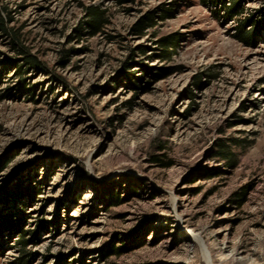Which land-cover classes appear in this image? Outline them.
Returning a JSON list of instances; mask_svg holds the SVG:
<instances>
[{
    "label": "rangeland",
    "instance_id": "obj_1",
    "mask_svg": "<svg viewBox=\"0 0 264 264\" xmlns=\"http://www.w3.org/2000/svg\"><path fill=\"white\" fill-rule=\"evenodd\" d=\"M229 1L233 20L205 0H0L47 68L21 90L0 67V209L22 228L0 232V264H264V0ZM84 6L107 22L69 38Z\"/></svg>",
    "mask_w": 264,
    "mask_h": 264
},
{
    "label": "trees",
    "instance_id": "obj_2",
    "mask_svg": "<svg viewBox=\"0 0 264 264\" xmlns=\"http://www.w3.org/2000/svg\"><path fill=\"white\" fill-rule=\"evenodd\" d=\"M122 1V0H120ZM205 2H210L214 5L219 4L221 7V10L223 12L224 19L233 20L236 19V17L241 13V9L239 8V5L236 3H230L229 0H205ZM83 17L77 22V25L73 28V33L69 35V38H79L80 36H83L85 34L94 36L98 32L101 31L104 24L107 22V18L104 11H99L95 6H84L83 7ZM150 13L146 14L144 17L140 18L135 24L131 26L130 33L135 35H142L143 29L146 26H152L151 22H148L150 20ZM14 18L12 16V11L8 9L6 5L0 4V34L5 37L8 41L9 49L11 53H13V56H4L0 61V67L1 68H7L9 66H14L16 69V75L19 77H22L26 75L28 72L32 71H39V72H46V66L45 63L34 53L31 52V50L26 46V44L23 41L22 33L20 28H16L13 25ZM245 31V22H241L240 28L238 30L237 35L235 37L246 44L251 43V37L246 35ZM249 33V32H248ZM157 43L160 44L162 47V52L158 54L160 57H165L166 59L169 58V56L174 52L173 50V39L171 38V35L165 36L161 38ZM136 49L143 53L146 49V47H143L142 45L136 46ZM170 49V50H169ZM70 50H62L61 56H60V62L63 63L67 60V56L69 54ZM133 53H130L127 58L122 61L121 63V72L127 75L126 68L129 66L131 59H132ZM145 73L148 74L152 79L157 76V74H152L146 67L144 69ZM162 71V70H161ZM54 78V77H53ZM128 80L130 84L134 87V89L139 88V84L141 82V78H135L133 81H130V78L128 77ZM62 84H65V82L61 79L60 80ZM136 81V82H135ZM26 80L24 77L20 78L18 82V89H26ZM7 90V89H6ZM5 90V93L0 92V99L3 97L9 96V91ZM218 149L216 151V154L219 155L224 160H232L233 153L229 151V149L226 147L225 143L219 142L217 143ZM153 161L159 162L163 167H167L171 165L170 160H163L161 157L154 155ZM1 170V167H0ZM25 191L26 193H29L28 195L31 197L33 195V192H29V189L26 190H20L18 189H12L8 190L7 192L3 193L1 196L2 203L9 204V201H17L19 199V193ZM132 193H136L133 190H131ZM102 199L111 201L113 203H118L119 201L116 199V194L114 193V190L110 189L109 192H103ZM110 202V203H111ZM8 209V207H6ZM3 211L0 209V232H3L4 230H18L21 231L22 228L20 225L16 224L17 222L14 221L12 217V213H9L8 216L4 215L2 213ZM24 235V233H22ZM22 246H26L27 241L29 240H21ZM126 249L125 244H122L120 246H111L110 251L119 254L123 249Z\"/></svg>",
    "mask_w": 264,
    "mask_h": 264
}]
</instances>
